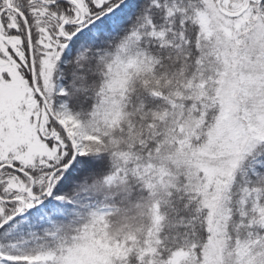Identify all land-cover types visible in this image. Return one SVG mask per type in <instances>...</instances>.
Listing matches in <instances>:
<instances>
[{
	"label": "snow or ice",
	"instance_id": "1",
	"mask_svg": "<svg viewBox=\"0 0 264 264\" xmlns=\"http://www.w3.org/2000/svg\"><path fill=\"white\" fill-rule=\"evenodd\" d=\"M0 264H264V0H0Z\"/></svg>",
	"mask_w": 264,
	"mask_h": 264
}]
</instances>
